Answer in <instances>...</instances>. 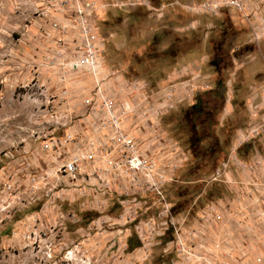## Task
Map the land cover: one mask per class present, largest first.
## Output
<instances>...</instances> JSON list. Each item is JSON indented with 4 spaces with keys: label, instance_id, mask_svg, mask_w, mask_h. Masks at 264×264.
<instances>
[{
    "label": "rangeland",
    "instance_id": "1",
    "mask_svg": "<svg viewBox=\"0 0 264 264\" xmlns=\"http://www.w3.org/2000/svg\"><path fill=\"white\" fill-rule=\"evenodd\" d=\"M91 1L97 6L96 23L104 41V65L117 70L125 79L147 82L153 94H159L174 69L202 58L198 59L202 62L199 70L209 88L196 92L191 101L178 103L156 124L163 137L176 142L186 156L175 170L173 181L163 185L164 192L169 196L171 213L176 220L184 216L182 227L201 232L202 239L197 236V243L204 244L202 250L208 258L219 264H264V223L244 219L233 226L234 231L228 236L232 220L223 214L221 221H215L210 208L222 201L227 210L226 199L231 192L227 184L209 181L217 164L226 159L234 131L246 124V98L258 93L264 82V0H248V16L232 9H223L213 16L192 15L173 7L160 17L141 6L118 8L113 5L115 0ZM149 1L158 4L170 0ZM27 11L25 26L39 14V10ZM3 14L1 7L0 264H172L180 261L174 247L166 245L172 239L170 233L165 240L154 236L146 251L139 247L127 250V237L135 233L137 222L155 216L158 205L152 193L143 195L141 214L138 210L135 219L124 223L113 192H104V199L100 197L103 203L90 202L82 181L71 185L65 179L56 184L50 180L55 184L53 188L52 185L32 186L28 181L27 173L36 175L40 167L49 168L52 164L50 157L45 154L33 157L32 152L40 151L42 135L52 133L56 125L51 124L50 106L45 105L48 94L38 86V72L29 68L24 82H10L6 75L7 57L3 48L7 41L20 36L24 25L15 18L7 28ZM48 16L40 17L50 20ZM42 28L47 29L37 27L33 30L38 32L35 35L45 37ZM223 30L226 31L223 42L213 54L209 40L217 41ZM36 59L34 54L27 65L36 68ZM229 77L232 84L228 105L224 81ZM26 83L30 85L27 90L21 87ZM196 95L202 98L207 121L195 130L191 122H186V113ZM75 111L67 126L84 117L78 108ZM208 123L211 136L207 138L204 134ZM64 128L53 135H62ZM261 137L264 141V134ZM215 139L222 151L216 149L213 154ZM27 162L29 166H25ZM230 174L233 180L240 178V172L234 167ZM232 192L238 194V189L235 187ZM206 212L210 214L204 216ZM246 225L252 228L246 230Z\"/></svg>",
    "mask_w": 264,
    "mask_h": 264
},
{
    "label": "built area",
    "instance_id": "2",
    "mask_svg": "<svg viewBox=\"0 0 264 264\" xmlns=\"http://www.w3.org/2000/svg\"><path fill=\"white\" fill-rule=\"evenodd\" d=\"M113 5L118 8L141 6L158 17L173 7L192 15L208 16L223 9L248 16L249 9L248 0H170L158 4L149 0H115ZM96 8L91 0H58L53 12L70 16L64 21L51 19L47 29H43V38L52 37L53 46L47 47L42 55L45 77L38 79V86L48 94L45 105L50 106L51 124L56 125V129L42 135L40 151L32 152L33 157L45 154L52 164L49 168L40 167L36 175L27 173L28 181L32 186L52 185L51 188L57 181L63 182L62 179L71 185L82 181L90 202L103 203L104 192H113L124 223L135 219L138 210L141 214L145 203L143 195L152 193L158 205L155 216L141 219L134 226L140 250H148L154 236H162L170 230L172 239L166 245H172L181 257L172 264H219L208 258L203 253L204 246L197 243L196 237L201 232L182 227L184 216L176 220L171 213L163 185L173 181L175 170L186 156L176 142L166 140L156 127L161 116L175 109L181 101H191L196 92L208 89L209 85L199 69L186 68L179 82L166 83L155 95L147 82L125 79L117 70L107 68ZM41 13L49 14L48 11ZM231 78L225 81L226 104L230 103ZM21 87L27 90L30 85L26 83ZM73 100L78 102V111L86 118L84 132H74L67 126L77 109ZM246 112V124L235 131L226 159L209 176L210 182L227 184L231 192L226 199L227 210L222 201L210 208L217 222L226 214L234 224L244 219L264 223V141L261 137L264 134V82L258 93L246 99ZM130 122L140 134L149 136L142 142L135 140L127 131L126 125ZM61 128H64L62 135H53ZM247 143H252L253 147L249 158L242 159L240 153ZM232 167L240 172L238 180L231 177ZM50 180H55V184ZM235 187L238 194L233 195ZM98 196L103 199L98 200ZM155 220L160 222L156 224Z\"/></svg>",
    "mask_w": 264,
    "mask_h": 264
},
{
    "label": "crops",
    "instance_id": "3",
    "mask_svg": "<svg viewBox=\"0 0 264 264\" xmlns=\"http://www.w3.org/2000/svg\"><path fill=\"white\" fill-rule=\"evenodd\" d=\"M58 0H0V8L3 9V16L5 21V26L8 28L11 26L13 19L17 18L24 26L21 28V34L17 38H13V40L7 41L5 44V47L3 48V54L6 58V75L10 82L14 80L17 82H24L26 81L29 73V68H32L30 70H34L35 72H38V79L43 80L45 77V69L43 67V53L44 50L47 47L53 46V38L49 37L47 39H44L42 36L35 35L38 33H34V31L37 29V27L40 26H46L48 27L49 21L51 19L56 20H65V14L63 12H53V5L57 3ZM39 10V14L36 17L30 18L29 24L26 23V26L24 22H26V17L28 16L27 10ZM27 11V12H25ZM48 11L49 16L51 19L48 20L45 17H40L41 15L44 16L41 12ZM14 13H19L16 15H13ZM26 16V17H25ZM48 20V22L46 21ZM16 20V19H15ZM42 24H41V23ZM21 24V25H22ZM24 27V28H23ZM44 29V28H42ZM34 30V31H33ZM37 57L36 59V68L34 66H28L27 62H31V59L33 55ZM202 58L194 59L193 64L187 65V66H181L179 68L174 69L171 74L166 79L168 82H174L178 80V77L184 74L183 69H186L187 67L190 69H201L200 65L202 62H198ZM41 64V66L39 65ZM183 67V68H182ZM163 84V82H162ZM77 108H80V105L78 106V102L76 100L72 101ZM86 118L78 119L76 123H73L72 125H68L69 129H71L74 132H84L85 126H86ZM70 124V123H69ZM83 124V125H82ZM132 122L128 123L127 131L132 134V136L135 138V140L139 139L140 142L143 141L144 138L148 135V133L140 134V131L135 129V126H130ZM64 130V129H63ZM66 130V129H65ZM236 207V204L234 203L233 208ZM254 214V213H252ZM258 221V220H256ZM264 222V221H263ZM233 223V222H232ZM229 224V229L227 230L228 236H230V233L234 231L233 226H236L237 224ZM247 224V223H246ZM231 225V226H230ZM250 225V224H249ZM246 225L245 229L249 230L252 227ZM232 229V230H231ZM241 231V230H240ZM220 231H218L219 233ZM245 233V231H241ZM242 233V234H243ZM203 234V233H202ZM221 234V233H219ZM250 235V234H249ZM201 236V234L199 235ZM202 239V236L201 238ZM200 245V244H199ZM201 245L204 246L202 243ZM205 247V246H204Z\"/></svg>",
    "mask_w": 264,
    "mask_h": 264
},
{
    "label": "trees",
    "instance_id": "4",
    "mask_svg": "<svg viewBox=\"0 0 264 264\" xmlns=\"http://www.w3.org/2000/svg\"><path fill=\"white\" fill-rule=\"evenodd\" d=\"M225 32H226L225 30L221 31V33H220V35L218 37L219 39L217 41L214 42L213 40H209L208 46H209L210 49H212V53L213 54L216 52L217 48L220 47L221 42H223L222 41L223 40L222 38H223V33H225ZM214 57H215V59L218 58L216 56H214ZM219 60H215V61L218 62ZM213 63H214V61H213ZM214 65H216V64H214ZM221 81H222V79H221ZM221 81L219 80L218 82H221ZM225 81H224V83H225ZM218 96H221V94L219 92H218ZM204 107L205 106L203 104L202 98L200 97V95H196V97L194 98V102L189 107V111L186 113L187 114L186 115V122H188V121L191 122L192 125L195 126V128H194L195 130H196V128H197L198 125L201 126V127H203L204 122L207 121V119L204 117L205 116L204 115ZM244 107H245V113L247 115V112H246V101L244 103ZM196 121H197V123H196ZM206 131H207V133L204 134V137H207L208 138V137L211 136V131H210V128H209V123H208V127H207ZM235 131H234V134H235ZM201 142H202V140H201ZM213 147H214L212 149L213 154L216 153V149H217L218 152H219V150L222 151L221 145H220V143L216 139L213 142ZM252 147H253V144L252 143L245 144L242 147V152L240 153V157L242 159H248L249 156H250V152L252 150ZM224 158H225V156H224ZM219 162H221V161H219ZM194 167H193V169H194ZM193 169H192V171H194ZM169 233H170V235H172V233H171L170 230H167L166 232H164V234L161 236L162 238H164L163 240L166 239V237L169 235ZM126 244H127V250L128 251H132L133 249H135V248H137V247L140 246V241H139V239H138V237H137V235L135 233H131L130 236L127 237Z\"/></svg>",
    "mask_w": 264,
    "mask_h": 264
}]
</instances>
